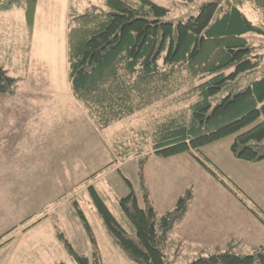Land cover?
Listing matches in <instances>:
<instances>
[{
	"label": "rangeland",
	"instance_id": "1",
	"mask_svg": "<svg viewBox=\"0 0 264 264\" xmlns=\"http://www.w3.org/2000/svg\"><path fill=\"white\" fill-rule=\"evenodd\" d=\"M152 1L169 10L166 20L177 22L196 14L203 2L214 0ZM72 2L76 12L88 4L106 10L103 0ZM48 4L49 0L40 4L42 19L34 24L32 34L19 23L21 16L9 15L6 22L0 19V67L17 79L15 96L0 93V118H6L5 124L10 119L18 121L12 130L19 135V145L10 147L8 160L0 154V264H76L58 241L57 231L65 234L79 254L92 258L96 250L100 264H133L111 242L89 191V185L93 186L119 225L134 233L118 206L119 199L130 191L125 179L139 206L145 184L158 214L172 209L181 194L192 193L185 218L167 234L164 252L169 264H189L202 255L227 249L249 254L264 246L260 220L264 221V160L248 162L234 157L231 135L202 147L203 161L217 177L187 153L159 158L149 152L152 159L141 164L139 160L148 155L135 156V151L148 152L152 144L144 133L155 120L178 112L190 114L194 98L161 100L104 129L97 128L65 86L64 28L56 17L58 9ZM240 7L252 22L264 23V11L247 3ZM45 12L52 18L50 24ZM245 36L262 60L257 70L241 74L231 83L234 91L259 78L264 67V35L250 32ZM30 89L31 94H25ZM227 92L213 98V105ZM24 99L28 102L22 104ZM0 135L4 138V129ZM74 202L88 221L96 245L90 242Z\"/></svg>",
	"mask_w": 264,
	"mask_h": 264
},
{
	"label": "trees",
	"instance_id": "2",
	"mask_svg": "<svg viewBox=\"0 0 264 264\" xmlns=\"http://www.w3.org/2000/svg\"><path fill=\"white\" fill-rule=\"evenodd\" d=\"M103 1L105 11L88 4L80 12H76L73 2L67 31L70 90L97 128L104 129L161 100L193 97L190 114L178 112L162 121L155 120L144 133L146 139L151 138L150 151L140 153V149L135 156L151 152L167 158L188 153L217 177L203 161L202 147L232 135L230 152L234 157L248 162L264 160V67L259 78L237 91L231 85L241 74L261 65V56L245 35H264V23L252 22L240 6L247 3L264 11V0L203 2L196 14L177 22L166 20L169 10L152 0ZM36 2L3 0L0 7L23 5L31 32ZM16 82L0 67V93L14 94ZM224 90L228 92L213 105L212 99ZM143 159L139 160L141 164ZM125 182L130 191L119 199L118 206L132 223L134 233L119 225L89 185L94 209L111 242L133 264H169L164 252L167 234L184 217L192 193L188 190L181 194L172 209L158 214L145 184L139 206L132 185L127 179ZM220 183L247 205L223 180ZM74 204L90 242L96 245L88 221ZM56 233L76 264H100L96 250L92 258L79 254L64 233ZM189 264H264V246L249 254H235L229 249L214 252Z\"/></svg>",
	"mask_w": 264,
	"mask_h": 264
},
{
	"label": "crops",
	"instance_id": "3",
	"mask_svg": "<svg viewBox=\"0 0 264 264\" xmlns=\"http://www.w3.org/2000/svg\"><path fill=\"white\" fill-rule=\"evenodd\" d=\"M42 1H45L46 2V0H37V2H36V7H35V10H34V15H33L34 16V19H33V23H32V32H33L34 24H36L38 22L39 18L42 19L41 15L39 13V12H41L40 4H42ZM61 1L62 2H59V0H58V2L61 5L60 8H58V4L59 3H57L56 0H49V4L47 5V7H49L50 4H52L53 7H56L58 9V15L56 17H58V19L60 21L59 26L62 27V28H64V37L65 38L63 40H65V44L63 45V49H64V54L66 55V56H63V60H64V67H63L64 68V70H63V72H64L63 73L64 83H65V86H67L70 95H72L73 99L76 101V99L74 98V96H73V94L71 93V90H70V83H68V72H67V70H68V60H67V53H68V49H67V31H68V27H69L68 26V23H69V14L68 13H69L70 7H71V5L73 3L72 2L73 0H61ZM47 12H45V14H44L45 16L44 17H45L47 23L50 24L52 18L50 17V15H47ZM9 15H13V16L14 15H18V16H21V20L19 21V23L23 27H25V29H27V30L29 29V27H27V24H26V20H25V16H24V6L23 5H18V6L13 5V6H10V7H7V8H1L0 7V17H1L0 19H1L2 22H6L5 19ZM28 32H29V30H28ZM32 32H31V34H32ZM58 43H60V41ZM65 79H66V82H65ZM31 91H32V89L28 90V92H26L25 94H29L30 95L31 94ZM1 95H3V94H1ZM13 95L15 96L16 94H12L11 96H13ZM25 102H28V99L22 100V104L25 103ZM76 103H77L78 106H81L77 101H76ZM5 107H7V106H5ZM81 107L83 108V106H81ZM23 108L26 109L27 107H23ZM5 111L8 114V111L6 109H5ZM1 112H3L2 107L0 108V113ZM0 120L2 121V122H0V130L1 129H4L5 130V135L3 136L4 138L1 137L2 134L0 135V154L1 155H4L6 157V159L8 160V156H9L8 155V152L10 151V147L13 146L14 144H16L17 146L19 145V140H18L19 135L16 136V134L14 132H17V131L16 130H12L13 129V125L17 124L18 121L10 119V121L9 122H6V124H5L4 121H7L6 118L5 119L0 118ZM23 120H25V119H23ZM16 137H18V138L16 139ZM13 147H11V149H13ZM187 155L189 157H191L188 153H187ZM150 159H152V155H150V156L148 155V157L143 160V163L146 164ZM119 162H123V161H119ZM148 193H149V191H148ZM149 195H150V193H149ZM137 202H138V200H137ZM153 206H154V204H153ZM198 216L200 217V215H198ZM183 218H185V217H183Z\"/></svg>",
	"mask_w": 264,
	"mask_h": 264
}]
</instances>
